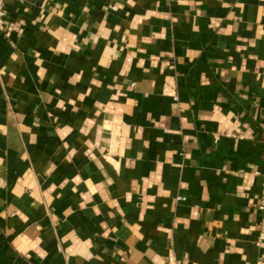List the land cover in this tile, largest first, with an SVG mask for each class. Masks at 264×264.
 <instances>
[{
    "label": "crops",
    "instance_id": "1",
    "mask_svg": "<svg viewBox=\"0 0 264 264\" xmlns=\"http://www.w3.org/2000/svg\"><path fill=\"white\" fill-rule=\"evenodd\" d=\"M0 264H264V0H6Z\"/></svg>",
    "mask_w": 264,
    "mask_h": 264
},
{
    "label": "built area",
    "instance_id": "2",
    "mask_svg": "<svg viewBox=\"0 0 264 264\" xmlns=\"http://www.w3.org/2000/svg\"><path fill=\"white\" fill-rule=\"evenodd\" d=\"M6 0H0V29H6ZM262 204H264V195L262 197Z\"/></svg>",
    "mask_w": 264,
    "mask_h": 264
}]
</instances>
